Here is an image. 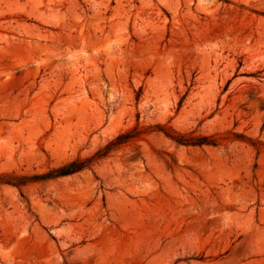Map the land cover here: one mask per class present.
<instances>
[{"label":"rangeland","instance_id":"obj_1","mask_svg":"<svg viewBox=\"0 0 264 264\" xmlns=\"http://www.w3.org/2000/svg\"><path fill=\"white\" fill-rule=\"evenodd\" d=\"M0 264H264V0H0Z\"/></svg>","mask_w":264,"mask_h":264},{"label":"trees","instance_id":"obj_2","mask_svg":"<svg viewBox=\"0 0 264 264\" xmlns=\"http://www.w3.org/2000/svg\"><path fill=\"white\" fill-rule=\"evenodd\" d=\"M165 136L168 137L169 139H171L173 142L179 144V145H192V146H199V145H211V146H215L216 142L210 138H202V139H185L184 136L179 135V134H170L165 132ZM124 136H120L117 140H121ZM115 143H111L110 145H108L101 156H105L108 154V152L111 150V147L114 145ZM82 169V166H70L68 168H64L63 170L58 172V176H65V175H69L75 172H78Z\"/></svg>","mask_w":264,"mask_h":264}]
</instances>
